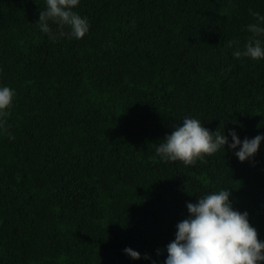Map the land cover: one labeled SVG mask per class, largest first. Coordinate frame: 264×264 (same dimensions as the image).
Segmentation results:
<instances>
[{"label":"trees","instance_id":"obj_1","mask_svg":"<svg viewBox=\"0 0 264 264\" xmlns=\"http://www.w3.org/2000/svg\"><path fill=\"white\" fill-rule=\"evenodd\" d=\"M44 7L0 0V84L16 91L0 264H163L186 203L224 188L264 240V141L245 162L227 145L190 166L155 152L185 116L264 134V60L228 47L243 49L264 0H81L89 33L56 42L38 28Z\"/></svg>","mask_w":264,"mask_h":264},{"label":"clouds","instance_id":"obj_2","mask_svg":"<svg viewBox=\"0 0 264 264\" xmlns=\"http://www.w3.org/2000/svg\"><path fill=\"white\" fill-rule=\"evenodd\" d=\"M81 0H45L39 12L38 28L48 39L56 42L62 37L80 40L90 31L86 17L74 11ZM253 23L246 25L251 33L240 48L239 41H229L234 58L264 60V14L249 10ZM50 25H55L56 30ZM68 31L65 32L64 29ZM16 91L0 84V135L15 137L9 131L7 118L14 107ZM229 137L231 139H229ZM264 134L241 140L235 129L228 134L210 131L202 122L185 116L182 123L156 146L155 152L162 162H182L185 166L203 161L205 156L220 150H232L240 162L251 160L258 152ZM229 188L197 197V202H187L188 217L176 225L175 238L166 245L167 256L163 264H264V240L258 238L257 229L250 223L249 213L235 209ZM126 255L133 260L141 259V253L127 247ZM160 250H157L159 256ZM144 258L157 264L149 254Z\"/></svg>","mask_w":264,"mask_h":264}]
</instances>
